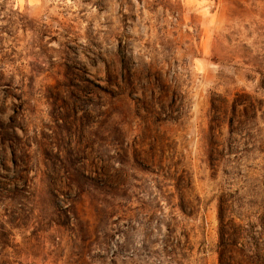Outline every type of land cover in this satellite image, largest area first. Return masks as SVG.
I'll return each mask as SVG.
<instances>
[{"label":"rangeland","instance_id":"rangeland-1","mask_svg":"<svg viewBox=\"0 0 264 264\" xmlns=\"http://www.w3.org/2000/svg\"><path fill=\"white\" fill-rule=\"evenodd\" d=\"M0 264H264V0H0Z\"/></svg>","mask_w":264,"mask_h":264}]
</instances>
